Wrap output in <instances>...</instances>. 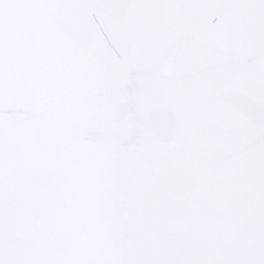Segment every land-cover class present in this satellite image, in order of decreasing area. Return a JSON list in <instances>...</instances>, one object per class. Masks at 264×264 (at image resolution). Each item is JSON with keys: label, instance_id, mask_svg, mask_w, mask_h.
I'll return each mask as SVG.
<instances>
[{"label": "water", "instance_id": "obj_1", "mask_svg": "<svg viewBox=\"0 0 264 264\" xmlns=\"http://www.w3.org/2000/svg\"><path fill=\"white\" fill-rule=\"evenodd\" d=\"M264 259V0H0V264Z\"/></svg>", "mask_w": 264, "mask_h": 264}, {"label": "snow or ice", "instance_id": "obj_2", "mask_svg": "<svg viewBox=\"0 0 264 264\" xmlns=\"http://www.w3.org/2000/svg\"><path fill=\"white\" fill-rule=\"evenodd\" d=\"M228 264H264V259H255L253 257H249L237 261H230Z\"/></svg>", "mask_w": 264, "mask_h": 264}]
</instances>
